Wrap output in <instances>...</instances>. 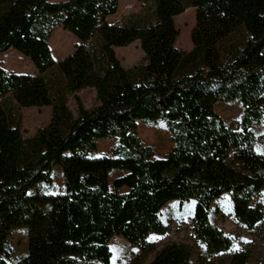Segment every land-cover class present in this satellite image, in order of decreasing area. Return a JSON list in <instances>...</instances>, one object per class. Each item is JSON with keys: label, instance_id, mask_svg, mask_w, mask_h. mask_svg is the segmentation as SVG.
Segmentation results:
<instances>
[{"label": "trees", "instance_id": "trees-1", "mask_svg": "<svg viewBox=\"0 0 264 264\" xmlns=\"http://www.w3.org/2000/svg\"><path fill=\"white\" fill-rule=\"evenodd\" d=\"M137 1L144 12L109 24L118 0H0V53L12 49L38 72L0 66V98L19 109L51 108L49 123L25 138L0 102V258L10 260L16 231L26 242L10 264H110V239L123 224L154 216L169 201L195 203L197 264H250L251 251L234 250L208 212L229 195L239 227L253 231L264 216L253 204L264 190V154L256 152L253 130L264 120V0ZM188 8L195 25L191 49L183 51L175 47L174 19ZM57 28L81 45L55 62L49 47ZM133 42L143 62L125 69L114 49ZM88 88L98 105L86 110L77 94ZM229 101L243 114L226 124L215 106ZM158 120L172 145L161 160L137 131V122ZM105 139L117 145L110 156H95ZM170 166L176 174L163 177ZM56 168L62 192H38ZM195 254L189 244L170 242L148 264H193Z\"/></svg>", "mask_w": 264, "mask_h": 264}, {"label": "rangeland", "instance_id": "rangeland-1", "mask_svg": "<svg viewBox=\"0 0 264 264\" xmlns=\"http://www.w3.org/2000/svg\"><path fill=\"white\" fill-rule=\"evenodd\" d=\"M49 1L55 3V1L66 0ZM117 8V13L108 18L109 24L122 23L128 15L144 12V8L137 0H118ZM194 13V9L188 8L174 19L178 31L175 47L178 50L189 51L191 49L190 32L195 25ZM53 33L55 34L50 40L49 48L55 62L71 54L75 46L81 45L78 40L61 28H57ZM114 55L125 69L142 63L144 58L138 42H133L127 47L114 49ZM0 66L10 73L38 75L31 62L12 49L0 53ZM77 96L86 110L98 105L95 92L91 88L80 91ZM0 102L5 104L6 108L19 119L20 131L25 138L35 135L38 129L43 128L50 121V107L19 109L9 98H0ZM67 102L70 112L74 114L75 102L72 101V98H68ZM215 112L226 124L239 121L243 114L241 105L237 101L219 103L215 106ZM253 128L257 143L256 152L264 154V120L254 125ZM137 131L141 142L153 148L154 159H163L172 147L169 131L163 121L137 122ZM116 145L117 141L114 139L98 141L95 156H110ZM176 172L177 168L170 166L162 173V176L168 178L175 175ZM118 175L119 173L114 171L109 174V177L113 179ZM51 180L50 184L41 185L38 192L52 195L60 194L64 183L59 168L54 169ZM257 202L262 205L264 210V190L260 196L254 198L253 204ZM194 205L193 201L184 203L169 201L154 216H144L124 223L117 234L110 239L109 248L112 255L110 264H148L155 256V252L170 242L186 243L192 246L196 253L192 258V263L197 264L198 247L191 236ZM208 217L225 235L233 238L234 250L248 248L251 251L250 264H256L258 259L264 257V216L261 224L253 231L239 227L232 216L230 197L223 195L211 205ZM160 225L167 228L166 232L161 235L152 231L154 227ZM8 243L10 260L1 257L0 264L16 262L25 253L26 242L21 231H16Z\"/></svg>", "mask_w": 264, "mask_h": 264}]
</instances>
